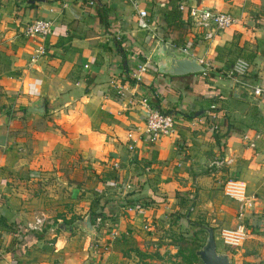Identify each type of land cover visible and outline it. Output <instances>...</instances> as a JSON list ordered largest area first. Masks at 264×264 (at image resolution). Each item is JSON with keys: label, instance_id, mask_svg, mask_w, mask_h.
<instances>
[{"label": "crops", "instance_id": "crops-1", "mask_svg": "<svg viewBox=\"0 0 264 264\" xmlns=\"http://www.w3.org/2000/svg\"><path fill=\"white\" fill-rule=\"evenodd\" d=\"M181 1L237 21L202 40ZM137 8L151 15L124 0H0V264H161L163 230L192 239L198 224H236L237 204L219 190L227 179L244 185L246 237L215 250L230 264H264V99L224 75L241 60L240 83L264 86V0ZM36 18L51 22L43 40L22 34ZM160 42L184 48L204 76L159 73ZM139 96L171 115L169 135L143 138ZM40 101L41 113L26 110ZM217 157L231 163L210 166ZM86 215L94 233L73 225Z\"/></svg>", "mask_w": 264, "mask_h": 264}, {"label": "built area", "instance_id": "built-area-1", "mask_svg": "<svg viewBox=\"0 0 264 264\" xmlns=\"http://www.w3.org/2000/svg\"><path fill=\"white\" fill-rule=\"evenodd\" d=\"M129 6L135 10L136 15L140 19L147 16L144 9L137 8V0H124ZM87 4H91V0H87ZM176 9L183 12L187 20L188 28L202 40L212 38L217 32L222 31L236 23L233 15L227 12L214 11L207 7H200L196 5H187L185 2H178ZM51 31V22L46 19H32L22 26V34L28 37H37L43 40ZM37 53H43L41 45L37 46ZM181 55H187L184 48L179 49ZM188 56V55H187ZM203 67V66H202ZM204 68V67H203ZM142 70V68H140ZM205 70V69H204ZM246 71V63L241 60H236L231 67L224 73L228 78H231L236 83L247 87L249 93L253 97L264 99V86L252 84L247 86L245 83H240V78ZM204 72V71H203ZM201 74H205V73ZM117 95H122L120 91ZM135 105L140 106L144 114L143 125L140 134L147 140L153 142L161 136H167L172 132L173 120L170 114L160 111L154 105L150 104L146 97L139 96L135 98ZM207 115L209 120V128L212 131L217 129L216 112L213 105H208ZM129 136V134L127 135ZM130 148V147H128ZM231 159L229 157L214 158L209 165L212 167H220L229 165ZM222 193L235 200L236 210L235 218L236 224L230 228H219L213 232V240L218 241L226 248L233 249L239 247L246 237L245 225L243 223L245 209L249 206L248 198L244 194V185L236 180L227 179L222 182ZM95 224L99 222V218H94ZM41 224V218H34L33 223L27 226V230L38 229ZM115 234L114 232L112 233Z\"/></svg>", "mask_w": 264, "mask_h": 264}, {"label": "water", "instance_id": "water-1", "mask_svg": "<svg viewBox=\"0 0 264 264\" xmlns=\"http://www.w3.org/2000/svg\"><path fill=\"white\" fill-rule=\"evenodd\" d=\"M156 65V70L159 73L167 74L170 76H179L192 73H202L204 68L196 61L187 55L176 54L173 47L164 42H160L156 47V53L152 56ZM43 104L39 103L32 107L26 108L29 112L41 113ZM91 217L84 216L81 220L74 222V226L85 230L89 233H94L92 224L90 223ZM205 233L200 247L195 250L194 254L201 264H230V260L226 253L217 252L212 235V229L208 226L202 227Z\"/></svg>", "mask_w": 264, "mask_h": 264}, {"label": "rangeland", "instance_id": "rangeland-1", "mask_svg": "<svg viewBox=\"0 0 264 264\" xmlns=\"http://www.w3.org/2000/svg\"><path fill=\"white\" fill-rule=\"evenodd\" d=\"M148 13H149L148 16H150L151 12ZM221 184L219 190L222 196L228 199L229 201L235 202V200L228 198L222 193ZM218 229L219 228L215 227L213 229L214 230L213 232L217 231ZM196 232L200 233V237L186 239V237L180 235L179 233L173 230H163L154 244L155 246L158 247L167 248L164 251L163 256L161 258L162 259L161 264H201L199 261L192 262L193 259L190 256L192 251L197 250L200 247L201 243L203 242V237L201 236H204L202 235L204 231H201L199 228L198 231ZM169 251H172L173 253H167Z\"/></svg>", "mask_w": 264, "mask_h": 264}, {"label": "trees", "instance_id": "trees-1", "mask_svg": "<svg viewBox=\"0 0 264 264\" xmlns=\"http://www.w3.org/2000/svg\"><path fill=\"white\" fill-rule=\"evenodd\" d=\"M203 76H204V74H203ZM23 111V109H20V110H18V112L19 113H21ZM97 217V216H96ZM69 221H62V224H64V225H66V223H68ZM205 226V224H198V227H200V230L201 231H203L202 230V227H204ZM17 229H18V231L19 232H24V231H26V229L24 230L22 227H20V226H18V227H16ZM33 236H35L36 234H32ZM191 258L193 259V261L192 262H194V261H198L197 260V257L195 256V254H194V251H192V253H191Z\"/></svg>", "mask_w": 264, "mask_h": 264}]
</instances>
